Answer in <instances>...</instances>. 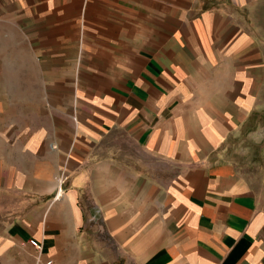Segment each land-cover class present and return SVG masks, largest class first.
Instances as JSON below:
<instances>
[{"label":"crops","instance_id":"1","mask_svg":"<svg viewBox=\"0 0 264 264\" xmlns=\"http://www.w3.org/2000/svg\"><path fill=\"white\" fill-rule=\"evenodd\" d=\"M263 6L0 0L47 79L50 129L25 140L52 142L32 171L0 163L12 264H264V151L232 145L260 126L264 28L242 11Z\"/></svg>","mask_w":264,"mask_h":264},{"label":"rangeland","instance_id":"2","mask_svg":"<svg viewBox=\"0 0 264 264\" xmlns=\"http://www.w3.org/2000/svg\"><path fill=\"white\" fill-rule=\"evenodd\" d=\"M253 11L256 15L243 10L245 19L259 22L264 28V6ZM19 37L21 39L13 43L12 33L4 31L0 24V163H7L16 173L22 170L21 162L24 169L25 161L32 171L34 161L40 159L39 146L52 143L25 140L32 134L46 133L50 129V108L48 94L42 93L40 88L47 79L39 77L40 64L22 40L23 35ZM261 99L263 106L252 113L251 121L260 125L259 129L251 126L241 130L232 144L238 153L264 151V87ZM261 135L263 139L259 142ZM15 246L10 241L0 243V264H12L11 249H16Z\"/></svg>","mask_w":264,"mask_h":264},{"label":"built area","instance_id":"3","mask_svg":"<svg viewBox=\"0 0 264 264\" xmlns=\"http://www.w3.org/2000/svg\"><path fill=\"white\" fill-rule=\"evenodd\" d=\"M28 244L33 247L34 249H36L38 252H40L43 248V246L41 245V242H39L37 239H32L30 238L28 240ZM46 264H51L50 261H46Z\"/></svg>","mask_w":264,"mask_h":264}]
</instances>
